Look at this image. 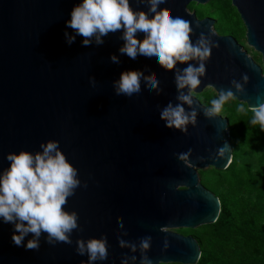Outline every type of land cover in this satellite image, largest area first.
<instances>
[{"label":"water","instance_id":"obj_1","mask_svg":"<svg viewBox=\"0 0 264 264\" xmlns=\"http://www.w3.org/2000/svg\"><path fill=\"white\" fill-rule=\"evenodd\" d=\"M231 1L246 28L247 44L261 55L262 65L234 36L219 35L216 20L199 19L189 11L190 4L211 0H167L166 14L190 23L193 43L203 33L218 45L205 62L196 94L212 88L218 96L220 89H231L234 99L250 110L264 103V0ZM78 3L0 0V172L10 166L9 153H35L42 151L41 143L57 140L81 181L64 206L79 216L73 243L52 245L42 236L39 250L26 251L12 243V225L0 222V264H81L87 256L77 254L75 241L102 235L107 237L108 264H121L124 255L129 264L136 256L139 264V241L148 236L152 244L147 255L154 264H197L202 254L197 239L174 230L217 222L221 201L202 184L198 170L224 171L232 163L229 120L205 116L208 107L194 96L193 106L184 107L196 110L197 123L189 124L186 133L168 129L160 111L169 102L180 103L175 71L187 64L168 71L148 64L143 56L133 60L121 55L122 30L103 37L102 45L93 38L91 46H82V36L68 45L65 31H74L66 28V21ZM130 4L147 11L140 0ZM143 35L138 33V39ZM113 54L120 63L110 60ZM127 70L155 77L162 91L149 95L142 78L138 98L117 96L113 81ZM233 81L242 85L244 94ZM225 145L229 151L221 157ZM181 153L189 154L187 161L179 159ZM121 222L123 229L118 227ZM117 237L137 244V252L120 248Z\"/></svg>","mask_w":264,"mask_h":264},{"label":"clouds","instance_id":"obj_2","mask_svg":"<svg viewBox=\"0 0 264 264\" xmlns=\"http://www.w3.org/2000/svg\"><path fill=\"white\" fill-rule=\"evenodd\" d=\"M145 3L147 11L136 10L130 0H80L74 5L66 28H71L74 34L65 31L68 45L75 42L76 36H82V46H91L93 38L96 45L104 43L103 37L109 33L122 30L120 37L124 44L120 47L121 55L126 54L135 60L143 56L148 64L159 65L162 69L172 71L177 64H187L186 67L175 71V84L178 89L177 100L180 103H168L160 111V118L170 130L187 132L189 124L197 123V112L193 108L186 111L184 105L193 106V97L201 85V77L206 73V61L212 55V48L218 46L203 33L198 41L190 39L193 29L183 18L166 14L167 0H140ZM213 34V29L210 30ZM143 33V39L137 34ZM113 63H120L119 57L111 55ZM199 61L198 64L189 63ZM148 94L162 91L160 82L155 77L144 78L140 70H127L113 81L114 92L117 96L125 95L133 101V94L138 98L141 94V81ZM244 80L247 81L245 75ZM90 82L95 85V78ZM237 91L243 93L242 85L233 81ZM187 89V92L184 90ZM234 98L231 89H220L218 96L210 100L211 107L205 109V116L212 117L222 112L227 102ZM238 111L244 112L243 105ZM252 117L249 123L259 126L264 131V103L250 109ZM42 151L35 153L20 151L6 156L10 166L0 172V222L12 225V243L25 250H39L41 237L47 243L55 245L59 242L71 244V234L80 229L78 213L68 212L65 205L70 196L74 195L81 181L78 179V169L67 159L59 146V141L49 140L41 143ZM227 145L219 150L221 157L228 153ZM189 154L181 153L179 159L188 160ZM86 187V185H85ZM118 227L123 229L121 222ZM31 234V238L25 240ZM46 234V235H45ZM120 248H128L137 252V244L117 237ZM76 252L87 256L81 264H96L98 260L108 264L109 250L107 237L78 239L75 241ZM152 244L150 236L139 241V264H154L147 255ZM136 264L137 257L130 258ZM121 264H129V257L124 255Z\"/></svg>","mask_w":264,"mask_h":264},{"label":"trees","instance_id":"obj_3","mask_svg":"<svg viewBox=\"0 0 264 264\" xmlns=\"http://www.w3.org/2000/svg\"><path fill=\"white\" fill-rule=\"evenodd\" d=\"M214 1L211 0V4ZM220 1L226 9V15L221 13V19L231 20L234 15L233 18L245 27L232 1ZM194 6L192 4L190 8L197 16L200 14V19L212 17L217 20L219 34L237 36L235 30L228 33L226 23L221 22L215 11ZM211 9H216L215 5ZM216 96L206 91L201 97L207 99L199 100L208 106ZM241 105L246 109L244 112L237 110ZM223 111L231 128L233 161L224 171L212 168L208 172L209 178L201 181L220 199L221 214L216 223L202 226L200 230H189L186 235L193 236L200 245L202 254L197 264H264V154L259 161L262 167L258 170L247 162L263 146L264 131L249 123L252 112L234 98L226 103Z\"/></svg>","mask_w":264,"mask_h":264},{"label":"rangeland","instance_id":"obj_4","mask_svg":"<svg viewBox=\"0 0 264 264\" xmlns=\"http://www.w3.org/2000/svg\"><path fill=\"white\" fill-rule=\"evenodd\" d=\"M192 4H195L194 7H196V9H197V7L199 8V6H200V5L196 4V3H192ZM192 4H190V5H192ZM190 5H189V7H188V8H189V11H190V12H195V13H196V11H195L194 9L190 8ZM213 5H215L216 9H211V8L213 7ZM201 7H202L203 9H206V10L209 9V12H213V11H215L217 17L221 20V22H223L224 24L226 23V27H227L228 30H229L228 33H231L230 30H235L236 33H237V36H234V37H235V38L238 40V42L244 47V49L248 52V54L251 55V56L254 58V60H255L258 64L262 65V57H261V55H260L259 53H257L254 49H252L251 47H249L248 44H247V40H246V28H245V27H242V25H241L240 22L237 20V18H233L234 15H233V17H231V20H226V18L223 19V20L221 19V18H222L221 13H222L223 15H226V13H225L226 9L223 7V3H222L220 0H215L212 4H211V2H210V3L206 4V5H201ZM199 10L201 11V9H199ZM202 11H203V10H202ZM204 12H205V11H204ZM200 17H201L200 14H198V18H199V19H200ZM211 18H212V17H211ZM212 19L216 20L215 18H212ZM230 21H231V22H230ZM228 22H229V23H228ZM216 23H217V20H216ZM243 24H244V23H243ZM215 28H216L218 34L221 33V32H220V28L218 27V25H216ZM232 33H233V32H232ZM219 35H222V34H219ZM234 35H235V34H234ZM232 36H233V35H232ZM206 91L209 92V93H214V94L217 95V93L215 92V90H213L212 88H208V89H206L204 92H206ZM204 92H203V93H204ZM203 93H201V94H196V97H197L198 99L206 100V99H207L206 97H201V95H202ZM199 96H200V98H199ZM205 106H206V105H205ZM207 107H211V105L209 104ZM218 115H221V116H223L224 118H226L225 112H224L223 110H222V112L219 113ZM242 148H243V147H242ZM258 149H259V150L256 152V154H253V155H252L251 157H249L248 160H247V162L250 163L251 165H253V166L255 167L256 170H258V169H260V168L262 167V166H261V163H260L259 161L261 160V156L264 154V144H263V146H260ZM211 169H212V167L207 168V169H200V170H198L199 175H200V174H203L202 177L200 176L201 181H203V180L206 179V178H209V174H208V172H210ZM197 230H200V228L197 229ZM174 231L177 232V233H180V234L186 235L187 231H189V230H187V229H176V230H174Z\"/></svg>","mask_w":264,"mask_h":264},{"label":"flooded vegetation","instance_id":"obj_5","mask_svg":"<svg viewBox=\"0 0 264 264\" xmlns=\"http://www.w3.org/2000/svg\"><path fill=\"white\" fill-rule=\"evenodd\" d=\"M185 236H188V235H185Z\"/></svg>","mask_w":264,"mask_h":264}]
</instances>
